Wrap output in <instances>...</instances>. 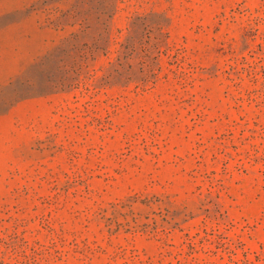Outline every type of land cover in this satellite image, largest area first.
<instances>
[{"label":"rangeland","instance_id":"rangeland-1","mask_svg":"<svg viewBox=\"0 0 264 264\" xmlns=\"http://www.w3.org/2000/svg\"><path fill=\"white\" fill-rule=\"evenodd\" d=\"M0 264H264V0H0Z\"/></svg>","mask_w":264,"mask_h":264}]
</instances>
